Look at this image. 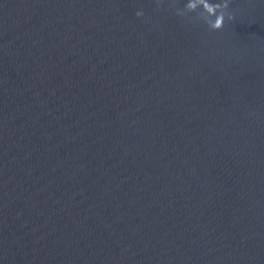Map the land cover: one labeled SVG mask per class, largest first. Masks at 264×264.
Listing matches in <instances>:
<instances>
[{
    "label": "water",
    "instance_id": "obj_1",
    "mask_svg": "<svg viewBox=\"0 0 264 264\" xmlns=\"http://www.w3.org/2000/svg\"><path fill=\"white\" fill-rule=\"evenodd\" d=\"M0 264H264V0H0Z\"/></svg>",
    "mask_w": 264,
    "mask_h": 264
},
{
    "label": "clouds",
    "instance_id": "obj_2",
    "mask_svg": "<svg viewBox=\"0 0 264 264\" xmlns=\"http://www.w3.org/2000/svg\"><path fill=\"white\" fill-rule=\"evenodd\" d=\"M215 26H216V27H219V26H220V21H219V20H217V23H216Z\"/></svg>",
    "mask_w": 264,
    "mask_h": 264
}]
</instances>
